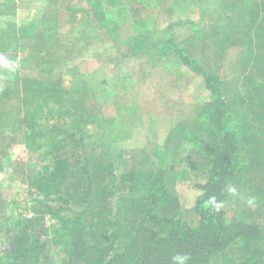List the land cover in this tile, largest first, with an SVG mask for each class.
<instances>
[{
  "label": "rangeland",
  "instance_id": "rangeland-1",
  "mask_svg": "<svg viewBox=\"0 0 264 264\" xmlns=\"http://www.w3.org/2000/svg\"><path fill=\"white\" fill-rule=\"evenodd\" d=\"M99 1L104 5L95 14L92 6ZM226 5L227 0H0V33L12 27V32L0 40V56L19 64L15 71L0 67V138L14 126L20 129L19 124L30 114L27 96L35 95L48 102L45 106H66L70 126L79 122L83 133L96 134L94 147L115 140L121 171L157 173L164 187L178 196V205L164 204L155 211L154 223L160 229L168 230L169 219L184 227L192 226L196 220L192 208L198 196L195 185L205 181L209 151L194 152L193 145L183 141V133L206 125L204 110L212 97L203 78L179 64L176 57L162 60L149 53L165 51L168 25L184 21L189 28L174 29L175 43L205 62L208 72L218 75L235 129L255 140L253 152H244L238 158V171L230 186L238 194L230 193L225 205L227 214L264 223V74L258 72L264 67V32L254 35L246 47L241 33L248 31V21L242 14L228 24L225 13L235 14L237 8L250 2L230 0L225 9ZM202 11L206 13L203 25ZM100 15L103 22L116 28L115 37L102 38L100 29L91 33L99 28ZM53 21L60 27L55 33L50 29ZM32 25L34 36L20 39ZM224 28L242 32L235 30L238 35L232 33L227 39L223 35L226 41L218 43L217 32L221 37L227 31ZM47 42L53 44L49 46L51 53L43 51L45 68L24 63L42 52ZM83 43L92 46L91 51L81 50ZM20 51L25 54L22 58ZM75 73L85 76L89 91L71 81ZM61 79L67 90L61 92L58 104L54 94ZM49 106L47 110L53 111ZM101 117L113 118L114 122L107 129L99 128ZM203 133V139L210 142L206 131ZM3 148L0 147V197L7 200L2 215L32 218L45 214V202L38 203L43 197L31 187L28 178V152L25 155L24 148L15 146L10 160V151L6 153ZM68 182L69 179L64 190H68ZM250 197H255L252 206L247 204ZM13 199L19 202L16 207L10 206ZM111 199L110 196L109 203ZM127 207L119 201L112 207L107 205L111 215L104 225L108 227L115 216L125 225L127 218L141 211ZM86 219L88 224L93 220L90 216ZM47 220L51 227L53 221L49 216ZM94 220L98 223L100 219ZM254 243L264 252V240ZM254 243L247 251L240 244L234 246L211 264H244L255 250ZM56 249L54 263L60 260Z\"/></svg>",
  "mask_w": 264,
  "mask_h": 264
},
{
  "label": "trees",
  "instance_id": "trees-1",
  "mask_svg": "<svg viewBox=\"0 0 264 264\" xmlns=\"http://www.w3.org/2000/svg\"><path fill=\"white\" fill-rule=\"evenodd\" d=\"M227 1L225 9L230 0ZM249 2L250 5L237 8L235 14L229 11L225 13L228 24L231 20H239L242 14L243 19L248 21V31L241 33L246 47L252 43L254 35L264 32V0ZM93 5V12L99 14L104 4L99 1ZM72 13L74 15L73 10ZM205 14L202 11V25L205 23ZM103 18L99 16V28L91 33H97L100 29V33L103 30L102 38L112 35L115 37L116 28L113 29L109 23L103 22ZM45 24L47 25V22ZM188 26L184 21L170 23L166 29L169 47L159 53H149L162 60L166 56L176 57L179 64L203 78L212 97L204 110L206 125L199 130H187L183 133V141L192 144L194 152L209 151L205 181L195 185V191L198 193L192 208L195 223L184 227L180 222L169 219L166 221L168 230L164 232L160 229L154 223L155 211H159L161 205L179 203L178 196L164 187L160 176L154 172L136 169L121 171V160L118 156L120 154L115 140L108 141L105 146L94 147L92 140L96 134L83 133L79 122L70 126L71 116L67 113L66 106H45L48 102H42L35 95L27 96L26 99L31 104L30 114L19 124L20 129L14 126L0 138V147H4L3 151L6 153L10 151V160L14 156L15 146L24 148L25 155L28 152V178L31 187L43 197L38 203L45 202L46 212L32 218L2 215V208L7 199L1 195L0 264H173L172 257L183 254L191 257L188 264H211L217 256L231 251L234 246L240 244V247L247 251L251 250L254 242L264 240V223L256 220L249 222L237 216L229 217L227 214L225 205L230 199L228 189L238 171V158L244 152H253L255 140L235 129L232 115L227 111L226 99L220 89L222 81L218 75L208 72L205 62L175 43L174 29ZM213 26L217 27L216 24ZM11 28L8 26L7 31L0 33V40L5 33L7 35L12 32ZM34 28L33 25L28 28L20 39L32 38L35 34ZM59 28L53 21L51 31L55 33ZM226 30L221 33V37L217 32L218 43L226 41H223V35L224 39L232 33L238 35L237 28ZM19 31H14L13 35L16 36ZM246 38H249L248 44ZM50 44L53 43L47 42L42 52L24 63L33 62L36 68H45L43 51L51 53ZM91 47L83 43L80 48H90L91 51ZM20 52L21 58L25 56L23 51ZM93 52L99 54L95 49ZM258 72L264 74V67ZM71 81L83 91L90 90L86 83L88 80L83 75L75 73ZM64 90H67L66 83L61 79L56 88L57 93L54 94L58 104L62 101L61 92ZM93 93L96 95L94 91ZM48 106L53 111L49 112ZM113 122V118L101 117L98 120L99 128L107 129ZM204 131L210 142L203 139ZM67 179L68 190H64ZM110 196L112 199L109 203ZM210 197L224 202V207L219 212L211 210ZM118 201L123 205L127 204L128 210L134 206L135 210L141 211L135 217L127 218L125 225L115 216L106 227L105 219L111 215V211H107V205L112 207L114 203L118 204ZM17 202L13 199L10 206L17 205ZM47 216L53 221L51 227H48ZM87 216L93 219L89 224ZM94 219L100 220L95 223ZM254 248V252L247 256L244 264H264V252L255 246V243ZM53 249H56V254L60 256L58 263H54Z\"/></svg>",
  "mask_w": 264,
  "mask_h": 264
},
{
  "label": "clouds",
  "instance_id": "clouds-1",
  "mask_svg": "<svg viewBox=\"0 0 264 264\" xmlns=\"http://www.w3.org/2000/svg\"><path fill=\"white\" fill-rule=\"evenodd\" d=\"M0 67H3L4 69H8L9 71H15L19 64L16 62L9 61L3 56H0ZM228 191L233 195L236 196L238 194L237 189L233 186L228 189ZM255 203V197H250L247 200V204L249 206L254 205ZM209 204L211 207V210L219 212L224 207L223 201H218L216 197H210L209 198ZM191 257L187 254L183 255H176L172 257L173 264H188Z\"/></svg>",
  "mask_w": 264,
  "mask_h": 264
}]
</instances>
